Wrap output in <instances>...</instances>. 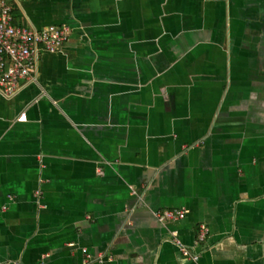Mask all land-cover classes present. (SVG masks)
I'll return each instance as SVG.
<instances>
[{
    "label": "crops",
    "instance_id": "1",
    "mask_svg": "<svg viewBox=\"0 0 264 264\" xmlns=\"http://www.w3.org/2000/svg\"><path fill=\"white\" fill-rule=\"evenodd\" d=\"M6 1L71 32L0 90V264H264V0Z\"/></svg>",
    "mask_w": 264,
    "mask_h": 264
},
{
    "label": "built area",
    "instance_id": "2",
    "mask_svg": "<svg viewBox=\"0 0 264 264\" xmlns=\"http://www.w3.org/2000/svg\"><path fill=\"white\" fill-rule=\"evenodd\" d=\"M71 29L67 24L48 25L35 30L15 23L14 8L6 0H0V90L13 96L20 85L34 80L37 61L42 51H56L68 40ZM186 211H164L158 213L161 222L184 219ZM209 229L200 226L199 240L204 241ZM176 238V233H174ZM181 245V241L176 238ZM185 254L188 249L182 248ZM194 259L198 256L193 255Z\"/></svg>",
    "mask_w": 264,
    "mask_h": 264
}]
</instances>
